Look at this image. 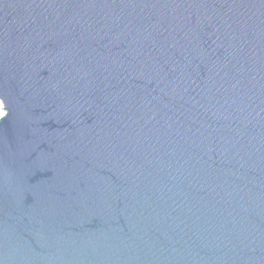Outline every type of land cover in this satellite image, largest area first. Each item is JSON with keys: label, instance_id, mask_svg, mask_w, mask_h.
Here are the masks:
<instances>
[{"label": "water", "instance_id": "1", "mask_svg": "<svg viewBox=\"0 0 264 264\" xmlns=\"http://www.w3.org/2000/svg\"><path fill=\"white\" fill-rule=\"evenodd\" d=\"M0 264H264V0H0Z\"/></svg>", "mask_w": 264, "mask_h": 264}, {"label": "rangeland", "instance_id": "2", "mask_svg": "<svg viewBox=\"0 0 264 264\" xmlns=\"http://www.w3.org/2000/svg\"><path fill=\"white\" fill-rule=\"evenodd\" d=\"M2 108V106H1V104H0V117H2L3 116V109H1Z\"/></svg>", "mask_w": 264, "mask_h": 264}]
</instances>
